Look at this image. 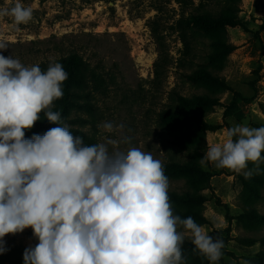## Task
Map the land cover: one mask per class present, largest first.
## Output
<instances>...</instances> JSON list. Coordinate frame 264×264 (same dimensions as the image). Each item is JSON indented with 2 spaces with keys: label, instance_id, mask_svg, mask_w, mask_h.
<instances>
[{
  "label": "rangeland",
  "instance_id": "374dc122",
  "mask_svg": "<svg viewBox=\"0 0 264 264\" xmlns=\"http://www.w3.org/2000/svg\"><path fill=\"white\" fill-rule=\"evenodd\" d=\"M221 1L195 0V6L216 10ZM14 2L0 0V7ZM20 2L33 9V19L17 30L11 18L0 17V41L8 45L0 54L13 55L31 66L76 51L115 77L109 96L99 102L97 125L105 121L122 124V131L104 133L97 126L95 130L81 126L74 114L64 118L73 135L95 133L97 143L104 136L129 137L131 143L119 145L122 150L139 147L165 163L171 158L185 160L195 151L201 159L208 142H222L225 130L238 124L264 125V0H239L234 24L194 30L192 63L185 66L179 61L183 44L173 28L182 16L175 0ZM161 47L167 64L156 81L154 64ZM195 69H206L217 81L185 76ZM172 90L187 98L211 95L216 99L215 105L194 107L208 130L203 135H188L181 143L183 149L175 139L184 136L185 127L174 128L158 120L159 112L169 106ZM47 130L33 131L43 135ZM260 167V174L246 179L242 173L209 164L206 169L201 167L204 184L192 186L183 177L169 180L170 192L201 193L207 219L203 226L225 243L218 264H264V223L243 216L248 207L264 215V164ZM248 168H253L252 162ZM243 238H253L256 243L243 245L239 240ZM4 240L7 250L0 254V264H24V250L38 243L30 227L7 234ZM183 253L187 264H209L194 248Z\"/></svg>",
  "mask_w": 264,
  "mask_h": 264
},
{
  "label": "clouds",
  "instance_id": "9594fccd",
  "mask_svg": "<svg viewBox=\"0 0 264 264\" xmlns=\"http://www.w3.org/2000/svg\"><path fill=\"white\" fill-rule=\"evenodd\" d=\"M0 17L11 18L19 30L33 19V9L15 0L0 7ZM7 48L0 41V50ZM67 79L54 60L42 70L0 54V254L7 250V234L30 227L38 243L24 250V264H187L186 237L209 264H218L223 239L174 212L162 160L139 147L122 150L129 137L104 136L87 145L73 135L53 110ZM41 113L57 126L25 138ZM97 127L104 133L123 129L109 121ZM224 137L208 142L200 166L212 164L246 179L260 174L264 126L238 124Z\"/></svg>",
  "mask_w": 264,
  "mask_h": 264
},
{
  "label": "trees",
  "instance_id": "16d2710c",
  "mask_svg": "<svg viewBox=\"0 0 264 264\" xmlns=\"http://www.w3.org/2000/svg\"><path fill=\"white\" fill-rule=\"evenodd\" d=\"M239 0H222L218 9H206L201 4L195 6V0H175L180 6L182 16L175 22L173 28L183 44L182 58L179 59L183 66L192 63L194 54V30L216 28L222 25H231L236 22V13L239 11ZM186 14V15H185ZM225 48H230L224 43ZM165 54L160 48V55L154 64L155 80L162 77V68L166 67L167 62L163 63ZM56 62L63 65L68 73V79L63 83L64 95L61 99L54 101V111H60L62 119L77 115L76 122L81 126H90L95 130L100 119L99 102L107 98L110 94L111 86L115 84V77L110 75L100 65H92L81 54L76 51L60 57ZM49 63L40 65L42 70H46ZM191 80L209 79L217 81V77L206 69H195L191 74L185 73ZM216 104V99L211 95H195L187 98L178 91L172 90L169 99V106L161 110L158 114L160 122L170 123L176 127H185L184 136H176L175 142L181 143L188 135L205 134V128L201 114L194 109L197 106H212ZM33 128L25 130V138H31L35 133L33 130L50 129L57 125L49 123L43 113L40 114ZM264 126V125H263ZM36 134V133H35ZM87 145L96 144L95 133L88 135L80 133ZM199 155L192 152L185 160L171 158L165 165V174L170 179L183 177L192 186L204 184V174L199 164ZM170 201L173 204L174 212L182 218L191 216L194 220L204 225L207 219L202 211L203 197L198 191H185L182 194L169 191ZM243 216L251 221L264 223V215H260L253 208H246ZM240 243L251 246L256 243L253 238L239 239ZM194 248L188 239H185L183 251H190Z\"/></svg>",
  "mask_w": 264,
  "mask_h": 264
}]
</instances>
